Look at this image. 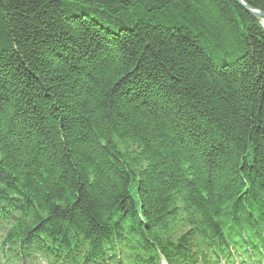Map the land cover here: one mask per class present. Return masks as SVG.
Instances as JSON below:
<instances>
[{"label": "trees", "instance_id": "1", "mask_svg": "<svg viewBox=\"0 0 264 264\" xmlns=\"http://www.w3.org/2000/svg\"><path fill=\"white\" fill-rule=\"evenodd\" d=\"M0 219L70 264L264 247L262 23L236 0H0Z\"/></svg>", "mask_w": 264, "mask_h": 264}, {"label": "water", "instance_id": "2", "mask_svg": "<svg viewBox=\"0 0 264 264\" xmlns=\"http://www.w3.org/2000/svg\"><path fill=\"white\" fill-rule=\"evenodd\" d=\"M241 6H243L255 19L262 22L264 20V13L249 7L242 0H236Z\"/></svg>", "mask_w": 264, "mask_h": 264}, {"label": "bare ground", "instance_id": "3", "mask_svg": "<svg viewBox=\"0 0 264 264\" xmlns=\"http://www.w3.org/2000/svg\"><path fill=\"white\" fill-rule=\"evenodd\" d=\"M243 1V0H242ZM244 2V1H243ZM245 3V2H244ZM32 251V250H31Z\"/></svg>", "mask_w": 264, "mask_h": 264}, {"label": "rangeland", "instance_id": "4", "mask_svg": "<svg viewBox=\"0 0 264 264\" xmlns=\"http://www.w3.org/2000/svg\"><path fill=\"white\" fill-rule=\"evenodd\" d=\"M264 24V23H263Z\"/></svg>", "mask_w": 264, "mask_h": 264}]
</instances>
